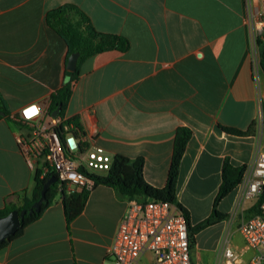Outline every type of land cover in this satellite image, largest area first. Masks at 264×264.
Masks as SVG:
<instances>
[{
  "label": "crops",
  "instance_id": "obj_1",
  "mask_svg": "<svg viewBox=\"0 0 264 264\" xmlns=\"http://www.w3.org/2000/svg\"><path fill=\"white\" fill-rule=\"evenodd\" d=\"M251 3L263 11V0ZM64 5L77 7L97 32L129 41L126 51H103L79 63L65 109L76 139L81 145L83 134L113 158L143 159L145 179L161 188L176 132L189 128L177 201L195 228L213 214L225 162L242 167L264 149V131L256 130L264 67L256 81L247 1L0 0V94L9 111L0 117V210L23 206L34 187L35 169L19 150L12 117L29 104L49 106L69 81L68 46L46 17ZM261 43L263 56L264 21ZM221 126L252 129L237 136ZM236 191L217 204L226 217L194 235V264H217L229 228L233 247L250 259L238 227H229ZM127 205L114 188L96 185L68 224L58 195L22 236L0 248V264H117L110 250Z\"/></svg>",
  "mask_w": 264,
  "mask_h": 264
},
{
  "label": "built area",
  "instance_id": "obj_2",
  "mask_svg": "<svg viewBox=\"0 0 264 264\" xmlns=\"http://www.w3.org/2000/svg\"><path fill=\"white\" fill-rule=\"evenodd\" d=\"M247 1V22L251 41L252 74L259 81L262 66L261 37L263 11ZM35 109L32 112L31 109ZM264 118V98L259 93L258 119ZM18 126L16 140L22 155L41 178L57 177V190L72 193L92 190L95 180L89 174L103 175L112 167L111 157L103 147L87 143L81 134L82 144L74 133L78 131L73 119L66 114L54 116L49 106L29 104L19 115L12 117ZM66 133V141L60 137ZM70 139H74V146ZM89 173V174H88ZM264 192V149L260 145L252 162L247 165L241 183L237 186L230 221L243 214L247 203L258 199ZM263 213L244 218L238 230L245 247L252 252L244 260L242 252L233 247L230 229L221 242L217 264H264V201ZM151 252L150 264H194L191 254L190 229L184 212L176 203L162 200L140 202L128 199L115 235L110 255L117 264H145V255Z\"/></svg>",
  "mask_w": 264,
  "mask_h": 264
},
{
  "label": "trees",
  "instance_id": "obj_3",
  "mask_svg": "<svg viewBox=\"0 0 264 264\" xmlns=\"http://www.w3.org/2000/svg\"><path fill=\"white\" fill-rule=\"evenodd\" d=\"M78 16L79 19H76ZM47 23L54 29L66 42L68 46V59L72 53L79 52L77 68L75 71H66L69 81L66 82L56 93L51 96L49 109L53 113L57 107L61 106V115H65V109L68 105L72 95V81L78 79L80 70L79 63L96 53L107 50L126 51L129 47V41L119 35L103 34L97 32L90 24L89 19L75 6L64 5L62 7L50 10L47 12ZM262 66L264 67V54L262 59ZM0 112L9 115V111L5 106V101L0 94ZM2 115L0 114V117ZM222 130L228 134L245 136L251 133L252 127L248 130H241L238 128L221 126ZM192 136V131L187 127H180L175 136L174 153L172 163L169 170L168 180L164 187H155L147 182L144 177V160L138 158L132 161L129 157L116 154L113 159L111 169L103 175L89 174L94 178L96 185H105L112 187L116 190L118 195L123 199H136L140 202H148L152 200H162L176 203L178 207L186 215L188 224L189 216L187 210L177 201V184L180 172V165L186 150L188 141ZM63 141H66V133H60ZM247 165L242 167H235L230 162L226 161L223 166V182L220 187L219 193L215 199V206L212 216L200 223L195 228H190V243L191 246L195 243V234L201 229L215 224L223 220L226 215L217 211V204L223 200L227 195L233 192L241 183L244 171ZM52 175L41 178V170L37 169L34 176V187L32 198L27 200L26 203L18 208L19 210H29L32 205L41 197L42 190L48 179ZM90 190L76 191L67 193L63 191L59 193L57 190V183L49 186L46 192V200L42 203L40 211L26 214L21 219L20 228L11 235L8 239L0 243V248L6 246L9 242L23 235L25 228L31 223L35 222L41 217L46 209H48L57 198L58 195L62 196L63 204L65 207L66 218L68 224L82 213L85 208L86 202L90 195ZM264 201V192L249 209L251 217L255 214L263 213L261 205ZM15 208H7L0 210V215L5 216Z\"/></svg>",
  "mask_w": 264,
  "mask_h": 264
},
{
  "label": "water",
  "instance_id": "obj_4",
  "mask_svg": "<svg viewBox=\"0 0 264 264\" xmlns=\"http://www.w3.org/2000/svg\"><path fill=\"white\" fill-rule=\"evenodd\" d=\"M80 53L75 52L72 53L69 56V59L67 61V69L70 71H75L77 68V63L79 59ZM62 107L59 106L56 108V110L53 112L54 116H57L61 113ZM1 115H5L4 112H0ZM71 145L74 146V139L69 140ZM57 181L56 176H51L46 184L44 185V188L41 193V197L32 205V207L27 209H13L11 210L7 215L1 216L0 215V243L4 240L8 239L11 235H13L21 226V219L26 216V214H31L33 212L40 211L42 203L46 200V192L49 186Z\"/></svg>",
  "mask_w": 264,
  "mask_h": 264
},
{
  "label": "rangeland",
  "instance_id": "obj_5",
  "mask_svg": "<svg viewBox=\"0 0 264 264\" xmlns=\"http://www.w3.org/2000/svg\"><path fill=\"white\" fill-rule=\"evenodd\" d=\"M256 130H258L260 134L263 133V131H264L263 122L259 121V125L258 126L256 125ZM257 200L258 199H255V200L247 203L246 206H245V209H244L243 214H238V216L236 217V219L234 221H230V219H229V227L232 225V223H235V226L236 227H239V224L243 221V217L244 218H247L250 215L249 209L254 205V203ZM241 245H243V241L241 242ZM250 254H251L250 252H246V256H249ZM151 258H152V253L151 252H148L145 255V258H144L145 264H150L151 263Z\"/></svg>",
  "mask_w": 264,
  "mask_h": 264
},
{
  "label": "snow or ice",
  "instance_id": "obj_6",
  "mask_svg": "<svg viewBox=\"0 0 264 264\" xmlns=\"http://www.w3.org/2000/svg\"><path fill=\"white\" fill-rule=\"evenodd\" d=\"M31 111H32V112H35V109H34V108H33V109H31Z\"/></svg>",
  "mask_w": 264,
  "mask_h": 264
},
{
  "label": "flooded vegetation",
  "instance_id": "obj_7",
  "mask_svg": "<svg viewBox=\"0 0 264 264\" xmlns=\"http://www.w3.org/2000/svg\"><path fill=\"white\" fill-rule=\"evenodd\" d=\"M262 58H263V56H262Z\"/></svg>",
  "mask_w": 264,
  "mask_h": 264
}]
</instances>
